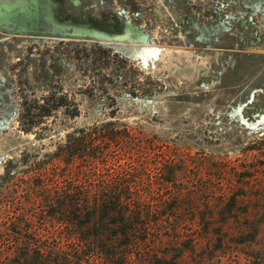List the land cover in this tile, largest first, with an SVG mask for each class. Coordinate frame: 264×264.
I'll return each instance as SVG.
<instances>
[{
    "label": "rangeland",
    "instance_id": "1",
    "mask_svg": "<svg viewBox=\"0 0 264 264\" xmlns=\"http://www.w3.org/2000/svg\"><path fill=\"white\" fill-rule=\"evenodd\" d=\"M106 124L161 184L149 264H264V0H0V217Z\"/></svg>",
    "mask_w": 264,
    "mask_h": 264
},
{
    "label": "trees",
    "instance_id": "2",
    "mask_svg": "<svg viewBox=\"0 0 264 264\" xmlns=\"http://www.w3.org/2000/svg\"><path fill=\"white\" fill-rule=\"evenodd\" d=\"M60 102L48 104L55 108L62 106ZM111 143L117 149L140 146L127 130L106 124L68 135L43 160L49 169L36 165L35 199L21 197L23 201L18 199L15 208L18 215L0 217V239H13L0 245V264H149L164 260L154 251L161 236L158 209L147 203L144 193L161 184L140 176L146 170L143 163H115L118 153L109 152ZM12 175L8 171V177ZM26 205H38V212L27 216Z\"/></svg>",
    "mask_w": 264,
    "mask_h": 264
}]
</instances>
